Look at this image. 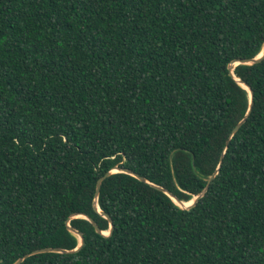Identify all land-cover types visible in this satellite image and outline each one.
<instances>
[{"label":"trees","instance_id":"obj_1","mask_svg":"<svg viewBox=\"0 0 264 264\" xmlns=\"http://www.w3.org/2000/svg\"><path fill=\"white\" fill-rule=\"evenodd\" d=\"M264 0H0V264H264ZM223 159L221 161V158Z\"/></svg>","mask_w":264,"mask_h":264},{"label":"water","instance_id":"obj_2","mask_svg":"<svg viewBox=\"0 0 264 264\" xmlns=\"http://www.w3.org/2000/svg\"><path fill=\"white\" fill-rule=\"evenodd\" d=\"M264 59V47L262 49V51L256 56V57H253V58H249V59H238V60H235L233 61L231 64H230V72L232 74V76L236 79V81L242 85L244 88H246L249 93H250V97H251V101H250V105H249V110H248V113L241 119V121L235 126V128L233 129L231 135H230V138L228 140V142L230 141V139L232 138V136L240 129V127L245 123V121L247 120V116L249 115V113L251 112L252 110V107H253V90L251 89L250 85H248L245 81L239 79L236 77L235 73H234V69L236 67V65L238 64H256L260 61H262ZM223 156L222 155V158H221V161L223 159ZM219 169L216 170L214 172V174L210 177L209 179V183L207 185V187L198 195L194 196L193 199H191L189 202H191L189 205H186V201H183V200H180L178 199L171 191H169L167 188L161 186V185H158V184H154V183H151L149 182L144 176H141L139 175L138 173L130 170V169H126V168H121L119 166H116L114 167L113 169H111L110 171H108L105 175H103L102 177H100L97 181V185H96V194H95V199H94V205H95V208L96 210L102 215L104 216L105 218H107L110 222V228L109 230L107 231L108 233H106V231L102 230L99 226V224L90 216H88L87 214H84V213H79V214H74L72 215L69 219H68V228L71 232H73L74 234L78 235L79 239H80V244L73 250H67V249H63V248H54V247H45V248H41V249H37V250H34L32 251L31 253H27L25 254L23 257L19 258L16 262H14L13 264H21L24 259H26L27 257L31 256V255H34V254H38V253H45V252H58V253H69V252H75V251H78L81 249V247L84 245L85 243V238H84V235L82 234V232L78 231L77 229H75L74 227L71 226L70 224V221L75 218V217H84L86 219H88L95 227L96 231L98 233H101L103 235H106V236H110L112 235L113 233V230H114V222H113V219L112 217L106 213L105 211H103L101 208H100V205H99V195H100V192H101V187H102V182L109 176H111L113 173H116V172H126V173H129L135 177H137L138 179H140L141 181H145V182H148L150 183L152 186L164 191L165 193H167L181 208H187V209H190L192 207H194L197 202L199 201V199L204 195V193L207 191L208 189V186L210 184V182L216 177L217 173H218Z\"/></svg>","mask_w":264,"mask_h":264},{"label":"bare ground","instance_id":"obj_3","mask_svg":"<svg viewBox=\"0 0 264 264\" xmlns=\"http://www.w3.org/2000/svg\"><path fill=\"white\" fill-rule=\"evenodd\" d=\"M190 203H191V202H189V201H186V203H185V204H186V205H189Z\"/></svg>","mask_w":264,"mask_h":264}]
</instances>
